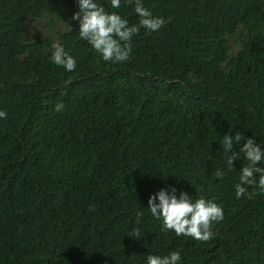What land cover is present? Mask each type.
<instances>
[{"label":"trees","instance_id":"1","mask_svg":"<svg viewBox=\"0 0 264 264\" xmlns=\"http://www.w3.org/2000/svg\"><path fill=\"white\" fill-rule=\"evenodd\" d=\"M143 3L167 23L111 63L78 38L77 0H0V264H145L174 250L181 264H264V194L234 193L246 161L215 176L224 134L264 143V0ZM104 6L138 24L127 0ZM40 19L50 33L29 37ZM53 43L74 71L50 60ZM169 186L222 206L211 240L161 231L148 198Z\"/></svg>","mask_w":264,"mask_h":264},{"label":"clouds","instance_id":"2","mask_svg":"<svg viewBox=\"0 0 264 264\" xmlns=\"http://www.w3.org/2000/svg\"><path fill=\"white\" fill-rule=\"evenodd\" d=\"M124 0H77L78 11L71 20L79 24L78 38L86 41L91 48L100 54L102 59L111 63L126 62L132 53V38L143 28L145 32H157L167 23L161 16H154L150 9L144 6L143 0H127L134 5V11L139 17L138 24H131L117 11H106L105 4L110 9H119ZM50 60L67 72L75 70L77 60L62 44H52ZM59 107V106H58ZM7 112L0 110V119H6ZM244 141V142H242ZM217 142L223 152L225 167H218L215 176L223 179L225 171L235 170L234 161L243 158V164L238 171V180L234 183L235 198L249 197V188L264 194V143H258L254 136L245 137L239 131L226 133ZM234 146L239 151H234ZM151 216L160 221L162 232H174L177 237H190L193 240L206 242L214 236V225L224 219V210L214 199L203 197L193 198L187 191H179L174 186L161 188L148 198ZM143 212L137 211V221ZM134 238H140L139 230L128 233ZM180 251H171L160 256L148 254L145 264H181Z\"/></svg>","mask_w":264,"mask_h":264},{"label":"rangeland","instance_id":"3","mask_svg":"<svg viewBox=\"0 0 264 264\" xmlns=\"http://www.w3.org/2000/svg\"><path fill=\"white\" fill-rule=\"evenodd\" d=\"M49 22H50V20H48V19H40V20L36 21L35 23H31L29 30H28V36L31 37L34 34L40 35V36H45V35L49 34L50 28L45 27L46 24H48ZM57 22H58L57 27H61L63 23L61 21H57Z\"/></svg>","mask_w":264,"mask_h":264}]
</instances>
